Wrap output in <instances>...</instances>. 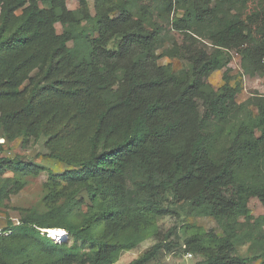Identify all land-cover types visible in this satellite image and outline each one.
I'll list each match as a JSON object with an SVG mask.
<instances>
[{
    "label": "trees",
    "instance_id": "1",
    "mask_svg": "<svg viewBox=\"0 0 264 264\" xmlns=\"http://www.w3.org/2000/svg\"><path fill=\"white\" fill-rule=\"evenodd\" d=\"M229 1L192 0L185 19L174 22L183 28L209 17L216 21L208 36L212 53L199 52L190 75L179 80L164 76L161 68L146 72L135 62L121 67L113 61V52L78 31L81 20L65 0H48L49 8H41L37 0H0V137L26 142L43 136L49 157L70 167L63 175L48 173L47 211L30 215L14 231L35 234L63 249L64 243L40 237L39 229H64L73 241L65 264H112L121 249L134 246L120 241L121 232L142 230L162 216H178L177 209L185 216L212 217L225 230L222 238L198 234L185 241L205 256L206 264H252L259 259L264 264L261 235L254 239H262L257 243L260 255L252 258L236 255L231 241L243 236L234 226L239 217L249 218L250 199L257 198L264 207V187L238 177L248 164L264 174V100L256 103V116L232 129L233 137L218 160L210 156L215 133L206 130L227 119L238 95L236 87L224 84L214 92L203 81L224 67L221 50L252 42L258 48L251 53L246 47L243 55L264 58V0H235L240 16L224 7ZM129 3L122 0L110 7L118 14L112 18L109 12L97 16V30L103 26L106 40L119 38V49L125 44L148 49L158 32L125 16ZM56 23L62 25L61 33ZM81 35L86 53L77 57L75 38ZM71 41L73 49L68 47ZM199 110L198 123L189 129L191 113ZM41 170L0 157V176ZM2 181L20 188L14 178ZM78 193L87 201L78 200ZM82 206L81 220L73 219ZM99 225L104 231L97 235ZM13 238L11 232L0 240V253L10 258L20 255L21 246L14 245ZM207 239L214 248L204 245ZM168 246L157 243L129 264H150ZM12 264L32 263L24 259Z\"/></svg>",
    "mask_w": 264,
    "mask_h": 264
},
{
    "label": "rangeland",
    "instance_id": "2",
    "mask_svg": "<svg viewBox=\"0 0 264 264\" xmlns=\"http://www.w3.org/2000/svg\"><path fill=\"white\" fill-rule=\"evenodd\" d=\"M41 8H49L48 0H37ZM122 0H65L67 9L81 20L78 31H83L84 36H88L91 41H96L98 46L105 50L113 52V61L117 62L121 67H126L130 62H135L137 68H143L146 72L156 73L161 68L164 76L174 75L179 80H185L191 73V62L202 53L208 56L212 53L214 47L211 46L208 36L215 29L216 21L212 18H205L199 25L190 24L183 28L174 26L177 20L185 19L189 4L192 0H130L126 7V15L130 20H139L148 29L156 30L157 36L152 42L150 48L141 49L133 44H125L118 48L119 38L111 37L106 40V34L101 30L103 26L95 24L97 16L103 12H109L110 17L117 14V10L110 12V7H116ZM214 2L216 0H213ZM235 0H230L231 5L227 2L224 7H231L230 14L240 16L238 5H234ZM230 5V6H229ZM20 11L16 12L18 16ZM84 16H89L86 19ZM57 33L62 32V25L55 24ZM81 35L75 41L76 56L80 57L85 52V39ZM107 41L106 44L104 42ZM255 43L243 42L229 50L222 49L225 58L224 67L209 73L203 81L205 86L214 92L227 84L230 87H236L238 95L234 106L230 111L227 119L223 123L215 122L206 127L209 132L215 133V139L212 143L210 156L212 160H218L224 149L233 137L232 129L240 122H244L249 116L254 117L257 114L256 103L264 100V58H254L250 55L244 56L242 51L248 47L251 53L258 48ZM68 47L73 49L75 44L73 41L68 43ZM253 58V59H252ZM121 72V71H120ZM123 72V71H122ZM121 72V73H122ZM189 129L198 123L199 114L191 113ZM258 135V134H257ZM26 139L19 137L14 141L6 142L0 137L2 150L0 157H7L14 160L22 161L34 165L42 169L34 173L30 171L18 172L14 174L6 171L0 176V240L7 238L13 233L14 245H20L18 248L19 256L10 258L0 253V264H12L13 261L26 259L32 264H65L69 249L73 245L71 237L64 229H60L65 233L63 240H54L48 237L45 231L49 229H39L40 237H48L53 243H64L66 248L59 249L54 247L46 240H40L32 235H23L22 232L13 230L15 227L21 226L24 220L30 215L42 214L47 211L45 207V190L48 180V173L54 175H63L69 166L56 159L49 157V150L45 143L47 138L41 136L37 139ZM238 177L243 181L264 187V174L255 170L253 164L246 165L238 172ZM14 178L20 183L19 189L12 188V183H4L2 180ZM4 183V184H3ZM65 186V185H64ZM78 200L87 201L84 193L75 195ZM85 207H80L79 213L74 217L68 215L67 219L81 220ZM178 216L170 214L156 219V221L142 230H127L118 235L120 241L125 240L132 242L133 248L121 249L113 258L112 264H129L131 261L139 258L145 251L150 249L157 243L168 246L169 250L162 249L158 258L150 264H206L205 256L194 250L189 249L185 245V241L192 236L198 234H210L216 237H225V230L212 217L206 216H185L180 210H177ZM249 218L239 217L235 227L239 226V231L243 233L242 238L234 242L236 255L240 257L252 258L260 255L259 245L254 242L255 237L261 235L264 238V207L257 198H252L248 202ZM253 228L252 234H246V231ZM104 231V226L99 225L96 234L100 235ZM258 233V235H257ZM254 237V238H253ZM253 238V239H252ZM11 242L8 245L12 244ZM205 246L214 248L215 244L208 239L203 242ZM1 244V241H0ZM7 244V243H5ZM78 241V247H80ZM88 248L85 249L87 251ZM261 260H256L252 264H260ZM77 264V263H71Z\"/></svg>",
    "mask_w": 264,
    "mask_h": 264
},
{
    "label": "bare ground",
    "instance_id": "3",
    "mask_svg": "<svg viewBox=\"0 0 264 264\" xmlns=\"http://www.w3.org/2000/svg\"><path fill=\"white\" fill-rule=\"evenodd\" d=\"M48 237L54 240H63L65 237V233H63L60 229H49L47 230Z\"/></svg>",
    "mask_w": 264,
    "mask_h": 264
},
{
    "label": "clouds",
    "instance_id": "4",
    "mask_svg": "<svg viewBox=\"0 0 264 264\" xmlns=\"http://www.w3.org/2000/svg\"><path fill=\"white\" fill-rule=\"evenodd\" d=\"M45 233H47V231H45ZM48 234V233H47Z\"/></svg>",
    "mask_w": 264,
    "mask_h": 264
}]
</instances>
